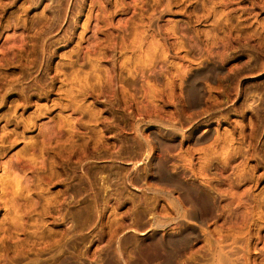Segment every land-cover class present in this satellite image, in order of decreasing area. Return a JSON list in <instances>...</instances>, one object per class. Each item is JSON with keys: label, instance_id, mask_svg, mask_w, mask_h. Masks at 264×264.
<instances>
[{"label": "rangeland", "instance_id": "1", "mask_svg": "<svg viewBox=\"0 0 264 264\" xmlns=\"http://www.w3.org/2000/svg\"><path fill=\"white\" fill-rule=\"evenodd\" d=\"M0 264H264V0H0Z\"/></svg>", "mask_w": 264, "mask_h": 264}, {"label": "bare ground", "instance_id": "2", "mask_svg": "<svg viewBox=\"0 0 264 264\" xmlns=\"http://www.w3.org/2000/svg\"><path fill=\"white\" fill-rule=\"evenodd\" d=\"M190 95V94H189ZM192 106V105H191ZM198 137V136H197ZM203 139V138H202ZM205 139V138H204ZM204 207V206H203ZM202 211H204V210H202Z\"/></svg>", "mask_w": 264, "mask_h": 264}]
</instances>
